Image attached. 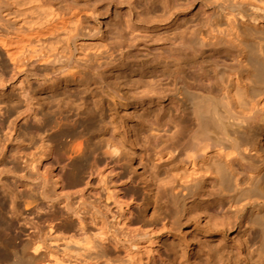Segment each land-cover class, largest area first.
Masks as SVG:
<instances>
[{"label": "bare ground", "instance_id": "6f19581e", "mask_svg": "<svg viewBox=\"0 0 264 264\" xmlns=\"http://www.w3.org/2000/svg\"><path fill=\"white\" fill-rule=\"evenodd\" d=\"M186 1L191 9L199 2L203 19L193 27L190 42L184 39L186 32L179 24L185 12L178 11L176 32L180 36L174 32L170 38V34L166 37L169 44L182 46L188 41L198 54L204 49L217 52L226 56L221 61L233 67L225 64L230 68L223 73L219 70L222 98L216 100L208 93L198 95L197 102L190 98L183 83L184 66L177 61L172 92L182 106L193 99L197 102L193 103L197 129L155 149L150 168L153 173L161 168L171 172L170 193L179 205L205 184L218 189L223 174L233 177L234 193L222 190L218 210L225 216L233 212L245 221L249 209L264 207V198L247 196L237 201L240 193L264 177V85L257 82L259 73L254 72V65L264 67V0ZM145 7L137 0H0V165L9 166L0 169V264H134L132 255L142 248L131 242V255L128 259L121 256L120 223L115 217V225L110 223L108 203L112 201L127 218L130 223L125 225L131 232L133 213L124 207L134 202L125 198L117 168L122 166L121 156L129 155L148 173L137 126L146 123L153 127L156 111L166 112L168 95L143 66L137 68L133 58L132 43L145 30L131 22L143 20ZM124 10L125 28L132 36L129 44L122 43L119 31ZM163 47L155 50L160 54ZM255 83L262 85L256 99L251 96L258 86ZM237 92L243 97L234 94ZM237 96L246 103L238 102ZM141 110L145 114L140 122L121 116L125 113L134 119ZM57 114L61 118H49ZM74 116L84 122L82 126H89L98 141L87 165L71 182L75 170H71L70 158L55 155L50 145L40 147V154L29 158L21 155V146L14 142L19 138L17 126H77L78 120L73 124L70 120ZM120 126H129L128 131L123 128L121 133ZM152 127L151 137L157 142L160 134ZM77 150L82 151V144ZM99 151H103L102 160ZM86 175L87 188L79 190ZM93 179L102 185L106 205ZM208 210L205 206L196 211L199 221L226 236L233 226ZM69 214L78 219V228L68 224ZM181 214H176L177 222ZM139 235L147 238L151 234ZM73 248L81 253L72 259L68 252Z\"/></svg>", "mask_w": 264, "mask_h": 264}, {"label": "rangeland", "instance_id": "374dc122", "mask_svg": "<svg viewBox=\"0 0 264 264\" xmlns=\"http://www.w3.org/2000/svg\"><path fill=\"white\" fill-rule=\"evenodd\" d=\"M137 3L146 4L143 11L144 18L141 21H137V19L132 21L131 25L133 27L138 26L137 28L143 27L145 31L144 34L136 37L132 43L135 46L133 48V58L136 59L135 62L138 69L143 66L149 73L148 75L157 81L156 85L166 92L168 100L166 112L161 113V111H156L157 114H154V118L157 120L155 126L152 127L146 123H140L137 126V132L143 146L142 155L145 156L144 161L149 166L147 169L148 173L142 166L134 163L131 160L132 157L129 155L121 156L122 166L120 165L117 168L121 175L119 178L117 177L119 179L118 183L122 185L121 189L125 194V198L134 202L131 206L125 205L124 207L128 213L130 211L133 213V216L130 217L133 225L131 232L126 226L130 223L127 218L123 214L121 215V212H119L117 206L112 201L108 203L112 212L109 213L110 223L112 222L115 225V218L120 223L117 228L121 231L119 237L123 244L120 245L121 247L119 246L118 252H120L124 259H128V256L131 255L129 253L130 243L137 242L142 249L140 252H135L132 255L134 264H264V207L258 205L257 210L249 209L245 221H243L242 217H237L235 213L230 212L229 209H227L230 212L228 216L226 215L227 217L221 210H218V203L223 192L228 194L229 192L226 193V190L230 191L228 195L234 193L235 182L233 181L235 180L233 177L223 174L224 176L222 175L223 177H220L221 179L217 183L218 189L220 188L221 190H213L211 185L205 184L195 194L188 197L186 203L179 205L173 201L170 193L173 181L171 172L165 168H161L160 170H154V173H156L154 174L150 168L155 149L159 150L171 145L180 138L182 139L181 133L184 134L187 130L189 132L190 129L192 130L197 126L195 117H193V107L196 105L194 104L193 106L194 99L193 101L191 100L192 104L182 106L172 92L174 89L172 79H174L175 68L178 65L177 63H179L177 61H180L184 66L183 81L186 83H183L190 90L189 92H191L190 98H195L197 102L198 95L206 97L208 93V97H211L212 93V96L216 100L222 98L220 97L222 96V92L220 91L222 89V75L220 71L223 73L224 68L232 64L224 60L221 61L226 56H220L217 52L213 53V51L209 50L207 52V49H204L199 55L196 52V47L190 43L192 40L190 36L193 37L191 31L203 19L199 2L196 3V9H191L190 3L186 0H147V2L145 0H137ZM182 9L185 12L183 14L184 21L179 24L184 26V31L186 32L183 34V36L186 35L184 39L190 42H184L182 46H174L169 44L166 37L171 34L172 37L170 36V38H174V34L172 35V33H177L176 31L179 27L177 14L183 11ZM125 14L124 10L120 20H118L121 21L119 22V31H121L123 37L121 39L122 43L129 44L128 40L132 36L129 35V31L125 28L127 22L125 21ZM176 35L180 36L179 33ZM162 38L165 39L163 40ZM161 44L164 47L160 55L155 49ZM186 45L191 46V48ZM194 50L197 54L194 53ZM225 64L229 66L224 67ZM254 66V69L256 68L255 74L256 72L260 74L256 75L257 82L259 81V84L264 85V67L262 65ZM258 77L259 79H257ZM259 84L251 90V96L254 99L260 95V88L258 87L262 85ZM239 93L234 94L238 96L242 95V92ZM238 96L236 98L238 102H241L243 95L239 98ZM242 102L246 103L245 100H242ZM135 114L134 119H130V115L125 113H122L121 116L125 120L140 122L145 112L141 110ZM1 116L3 115H0V118ZM56 117L58 119L61 118L59 114L57 116L52 115L49 118H53L55 121ZM70 120H72V124L78 120L77 126H56L55 124L51 126H17L19 135L17 137L19 138L14 143L21 146V155L27 154L29 158L34 153L40 154L39 150L41 148H45L47 145L52 146L55 155L58 153L61 157L66 156V158H70L69 164L73 163L74 166V168L70 169L75 170L71 173L70 181L74 182L78 177V171L80 173V170L87 165V159L91 158V152L97 143L95 141L98 140H96L97 138L94 139L89 126H82L84 122L77 116L70 118ZM63 121H66V118ZM255 125L254 127H258L257 124ZM151 127L160 134L157 142H154V139L151 137ZM123 128L125 131H128L129 126H120L121 133ZM262 140L264 143V139ZM32 143L34 144L33 147L26 148L27 145ZM80 144H82L81 152L77 150ZM102 152L99 151L98 158L100 160L104 158ZM8 167L4 164L0 165V169ZM85 177V183L78 188L79 190H86L87 188V175ZM93 185L95 189L100 190V198L103 199V205H106L107 196L99 180L93 179ZM229 188L230 190H228ZM222 190L224 191L222 192ZM240 194L242 195H239L237 200L239 202L247 196H250L254 200L260 198V201H263L261 199L264 198V177L255 181L249 190ZM202 195L204 196L202 197ZM241 197H243L242 200ZM205 206L208 207V212L217 213L220 218H223L230 226H233L230 227L231 230L227 232L226 236L217 235L214 229L209 228L208 230L205 221H199L196 211L204 209ZM227 208H229L228 205ZM179 211L182 214L180 215V221L177 222L176 214ZM65 215H68L67 212H65ZM69 223L77 225V228L79 226L78 219L71 217L70 214L68 218ZM125 223L127 224L125 225ZM219 223L221 224V221ZM112 227L113 225L111 224V230ZM202 229L206 231L200 234L199 232ZM147 232L151 234L147 238H142L139 235ZM66 233L68 235H75L74 231H67ZM77 238H80L79 235H77ZM237 239L240 241L238 242ZM110 246H112L110 247L111 249L115 250L113 245ZM76 250L79 249L73 248L68 252V255L72 257L77 253H81V251ZM61 255L65 256V253ZM47 259L45 260H50Z\"/></svg>", "mask_w": 264, "mask_h": 264}]
</instances>
